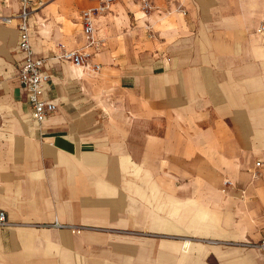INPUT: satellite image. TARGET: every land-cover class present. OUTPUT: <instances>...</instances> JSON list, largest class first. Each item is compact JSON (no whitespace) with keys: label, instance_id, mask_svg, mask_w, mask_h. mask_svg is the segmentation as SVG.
Listing matches in <instances>:
<instances>
[{"label":"crops","instance_id":"1","mask_svg":"<svg viewBox=\"0 0 264 264\" xmlns=\"http://www.w3.org/2000/svg\"><path fill=\"white\" fill-rule=\"evenodd\" d=\"M150 1L94 18L96 72L46 57L84 46L97 0L31 16L57 107L39 127L0 24V264H264V0Z\"/></svg>","mask_w":264,"mask_h":264},{"label":"built area","instance_id":"2","mask_svg":"<svg viewBox=\"0 0 264 264\" xmlns=\"http://www.w3.org/2000/svg\"><path fill=\"white\" fill-rule=\"evenodd\" d=\"M1 1L4 4L7 3V0ZM116 1L97 0L96 6L83 10L80 14V19L85 41L84 46L77 50L61 49L56 58L61 61L70 62L78 68L98 71V65L90 64L94 52L102 46V41L95 37L93 20L95 17L109 11ZM135 1L140 4V9L144 14L148 15L152 11L153 6L150 0ZM19 3L20 10L11 16L0 17V24L5 26L14 24L17 28L18 50L23 54V60L18 69V82L25 91L31 119L39 127L49 115L55 113L57 110L56 104L44 96L51 76L44 71L45 59L37 57L33 52L30 36L31 27L29 19L47 3V0H19ZM177 10L184 14L182 9ZM256 33L264 37V24H260L257 27ZM259 166L260 163H256V167ZM223 186L231 187L233 183L229 180H224ZM6 226L5 212L0 211V228H5ZM258 248L264 252V238L259 243Z\"/></svg>","mask_w":264,"mask_h":264},{"label":"rangeland","instance_id":"3","mask_svg":"<svg viewBox=\"0 0 264 264\" xmlns=\"http://www.w3.org/2000/svg\"><path fill=\"white\" fill-rule=\"evenodd\" d=\"M48 2H50V0H48ZM139 8V7H138ZM139 11H141V10H139ZM142 12V11H141ZM40 21H41V19H39ZM40 25H43L42 23H40ZM258 35V34H257ZM259 37H260V39H264L263 38V36H261V35H258ZM61 49H65V47L63 46V45H61V44H57L56 46H55V48L51 51V53L49 54V56L48 57H46L47 58V60H49V59H57L56 58V55H58L59 54V52H60V50ZM0 62H2V61H0ZM10 68V67H9ZM6 65H3L2 67L0 66V81L1 80H7V81H13V79H15L16 78V75H15V73L13 72V70H10ZM6 72V73H5ZM56 76V75H55ZM231 246H234V247H238V244L237 243H234V245H231ZM250 248H256V246L254 245V242H251V244H250ZM261 255H263L262 253H261ZM264 256V255H263ZM209 263L210 264H217L216 262H215V260L214 259H210L209 260Z\"/></svg>","mask_w":264,"mask_h":264},{"label":"bare ground","instance_id":"4","mask_svg":"<svg viewBox=\"0 0 264 264\" xmlns=\"http://www.w3.org/2000/svg\"><path fill=\"white\" fill-rule=\"evenodd\" d=\"M143 15L146 16V14H144V13H143ZM256 34H257V33H256ZM258 35H259V34H258ZM72 67L75 68V69H79V70H81V71L84 72V70H83L82 68H76V67H74V66H72Z\"/></svg>","mask_w":264,"mask_h":264}]
</instances>
